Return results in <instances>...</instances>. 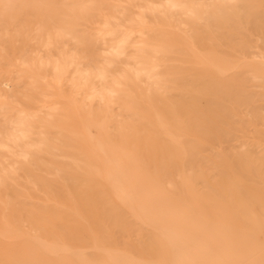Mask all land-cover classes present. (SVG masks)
Segmentation results:
<instances>
[{
    "label": "bare ground",
    "instance_id": "6f19581e",
    "mask_svg": "<svg viewBox=\"0 0 264 264\" xmlns=\"http://www.w3.org/2000/svg\"><path fill=\"white\" fill-rule=\"evenodd\" d=\"M59 1L63 5L70 4L69 12L66 13L70 15L68 19L62 18V13L56 6L57 1L44 9L42 0H34L35 10L43 11L44 21H50L51 29L43 38L44 45L50 44L53 36L75 39V42L83 44V40L74 34L72 26L77 22V12L88 16L87 1ZM167 1L169 9H194V4L188 3L192 0ZM9 3L10 0H0V25L6 27L0 33V50L6 55L9 44L15 41L25 44L28 42L27 37L20 36L28 30L26 24L5 20L7 17L11 18L8 14ZM235 5L238 10H244L248 8L249 2L236 0ZM140 22L147 38L144 50L152 51L157 56L161 54L163 59L170 57L172 52L181 50L182 42L195 35L188 33L182 36L157 23L147 25L142 19ZM9 25H13L14 37L9 36ZM102 31L106 34L112 30L103 28ZM132 33L134 34L133 31ZM126 39L127 36L121 37L118 47ZM122 52L123 50L116 49L114 55L119 56ZM6 57L10 59L16 72L31 79L36 93L41 94L45 101L48 95L52 97L48 100V108L60 106L63 111L58 122L51 123L46 106L42 108L43 105H40L41 108L34 109L37 106L32 98L23 95L27 97V101L26 107L19 109L22 113L21 122L24 124L23 128L18 129L19 137L25 138L28 132L47 137H38V143L31 142L35 146L27 150L14 149L18 162H15L16 166H0V217L8 225L28 221L31 223L30 228L38 231L36 236L42 234L44 241L41 237L39 239L43 242L37 237L38 240L23 234L13 236L2 232L0 264H264V157L227 158L225 155L219 161L220 173L211 177L202 172L205 188L196 186L195 172L187 170L193 155L187 153L183 146L191 141L198 147L203 139L215 135L216 120L211 114H206L200 105L201 93H198L195 84L179 82L177 69L161 71L160 79L154 80L149 73L133 67L129 79L124 81L110 77L104 69L97 72L93 70L94 73L83 70L78 74L74 72L76 75H73L72 89H68L60 81L65 62L57 63L55 60V63H49L48 70L51 73L47 74L42 69L45 62L41 59H38L40 63H36V58ZM194 61L201 64L206 73L214 75L219 84L232 88L241 83L239 75L245 68L264 73V60L252 64L242 62L220 66L212 56L198 53ZM36 64H40L41 68ZM91 77L97 79V85L92 87L89 86ZM140 79L145 83L143 87L136 88V81ZM110 82H117L119 85L112 87ZM180 86L189 91L190 101H179L184 92H171L173 88L179 89ZM207 91L213 90L207 88L201 92ZM186 103L188 104L185 105ZM0 105L5 107L9 102L1 99ZM113 106H117V112H112ZM67 117L74 122L71 121L72 124L68 125L64 121ZM54 126L59 127L57 133L72 140V151L63 150L62 155L65 156L56 160L44 159L40 152L49 151L53 147V141L60 142L59 138L52 141L50 136ZM112 126L117 130L116 135L106 130ZM188 127L192 130L190 135L179 134L178 130H186ZM199 128L203 129L199 131ZM160 138L167 140L169 144L164 147ZM164 149L173 153V163H168L166 157L164 164L161 163ZM38 159H41L40 166L43 169L54 167L50 182L44 179L46 175L42 177L36 172ZM172 165L177 166L179 171L173 175L171 187H166L163 184L164 168L169 169ZM24 171L29 177L36 176L45 191H53L55 199L70 205L77 215L67 218L54 205H42L38 211L25 206L20 199L21 193L13 195L10 192L13 182ZM74 172L81 173V179L75 178ZM68 193L72 194L71 199L66 198ZM29 201L25 202L30 203ZM160 201L162 207H158ZM246 209H251L254 213L247 216L244 214ZM56 223H62L64 227L61 239L50 231L51 224ZM137 227L139 232L134 237L132 231ZM25 230L27 233L28 230ZM77 231L91 239L90 248L81 249L69 245L77 238ZM130 255L135 258L130 259Z\"/></svg>",
    "mask_w": 264,
    "mask_h": 264
},
{
    "label": "rangeland",
    "instance_id": "374dc122",
    "mask_svg": "<svg viewBox=\"0 0 264 264\" xmlns=\"http://www.w3.org/2000/svg\"><path fill=\"white\" fill-rule=\"evenodd\" d=\"M55 1H57L56 6L58 11L62 13V18L68 19L70 15L66 13L69 12L70 4L63 5L59 0H42V7L46 9ZM66 1L77 2L78 0ZM85 1H87L88 16L85 13L77 12V14H75L77 22L72 26L74 34L83 40V44L75 42V39L53 36V40L50 44L46 43L44 45L43 38L46 37L51 26L49 20L44 21L43 11L40 9L35 10L34 0H10L8 14L11 18L7 17L5 20L7 22L26 24L28 30L22 32L20 36L27 37L28 42L25 44L20 43V41H15L9 44L7 49L9 55H6L5 52L0 50V69L2 70L0 72V100L6 99L9 102L8 106L3 107L0 105V108H2L0 109V142L2 143H0V166H4L5 168L16 166L18 162L15 157L16 151H13L14 149L27 150L35 146L31 145V142L38 143V137H47L44 134L34 132H28L27 136L24 135L25 138L23 136L19 137L18 129L24 127V124L21 122L22 113L19 112V109L26 107L27 97H31L32 102L37 106L34 107V109L41 108L42 106L40 105H43L42 108L46 106L45 109L50 112L48 119L51 123L58 122L61 117V112L63 111V108L60 106L48 108L47 105L50 102L48 100L52 97H50V95L47 96L48 98L45 97L47 99L46 102L41 94L36 93L31 79L24 74L16 72L12 67L10 59L6 56H11L15 59H20L22 56L31 59L36 58V63H40L38 59H41L45 62L42 69H45L47 74L51 73L48 70L49 63H55L56 61L57 63L65 62V69L61 74L60 81L64 87L68 89H72V81L74 80L73 75L78 74L79 71L84 72L83 70H89L90 72L95 70L94 72H97L99 69H104L110 77L116 78L117 81H124L129 79L133 67L149 73L154 80L160 79L159 73L161 71L171 68L177 69L179 82L182 84H195L198 93H201L199 99L200 105H202L206 114H211V117L216 120L217 133L215 135L203 139L200 145L197 144L198 147L191 141H187L183 146L185 151L187 150V153L193 155L191 163L187 165V170L189 171L190 169V172H195L196 186L200 189L205 188L201 173L204 172L208 176L216 177L221 171L219 168V161L225 157V155L227 158L264 157V126H262L264 125V79H262L264 73H260L255 69L245 68L239 75L242 80L241 83L232 88L228 85L219 84L215 80L214 75L206 73V71L202 69L201 64L194 61L198 53L212 56L220 66H232L242 62L252 64L264 60V56L261 55L264 54V0H248L249 6L244 10H238V7L235 5L236 0H208V2L207 0L188 1L191 5L194 4L193 10L187 7L179 10L173 8L169 9L167 0ZM126 6L129 9H127ZM239 11H241L240 14ZM20 16L21 19L19 18ZM138 18L144 20L147 25H154V23H157L166 29L169 28V31L178 32V34L182 36L188 33L195 35H193L192 39L182 42L181 50L174 51L170 54V57L163 59V57L160 56L161 54L157 56V54L152 51L144 50L147 46V38L144 32V26L140 24L141 22ZM33 22H35V24ZM104 23L108 26L106 27L103 25ZM38 27H40V30H38ZM46 27H49V29ZM222 27H224L226 31ZM5 28L6 27L3 25H0V33L4 32ZM103 28L112 31L105 34L102 31ZM7 29L9 31V36L14 37L13 25H9ZM122 35L125 37L127 36V39L120 43L121 48L118 47V42L121 37H124ZM59 42L61 43L58 44ZM18 44L20 45L16 46ZM64 45L66 46L64 47ZM69 47L72 48L69 49ZM73 48L74 50H72ZM116 49H121L123 52L119 54V56L114 55ZM71 51L74 52L72 53ZM46 58H48V60ZM124 58L126 59L122 60ZM156 59L160 60L154 65ZM75 65L78 66L75 67ZM37 66L40 67V64ZM6 71L7 73H5ZM72 71L76 74H73ZM68 80L70 82H68ZM144 83L142 79L137 80L136 88L143 87ZM109 84L112 85V87H118L119 85L117 82H115V84L110 82ZM95 85H97V79L91 77L89 86L92 87ZM207 88H211L213 91L201 92ZM171 92H184V96L182 94V96L179 97V101H190L191 94L189 95V91L182 89L181 86L179 89L173 88ZM23 95H27V97L25 98ZM94 102H96V100ZM187 104L188 103L185 105ZM112 112H117V106H113ZM194 119H196V116ZM64 121L67 122L68 125L72 124L71 121L74 122V120L69 117L65 118ZM58 128L59 127L54 126V130L50 133V136L52 141L59 138L60 142L53 141V147H50L49 151L40 152V156L44 159L56 160L65 156L62 155L63 150L72 151V140L68 138V136L57 133L56 130H58ZM201 129L203 128H199V131ZM106 130L112 135L117 134V130L113 126ZM178 132L180 135L185 136L190 135L192 130L191 127H188L186 130L181 129L178 130ZM9 133L10 136L8 135ZM160 140L164 147L169 144L168 141L163 138H160ZM243 145L244 147H242ZM242 149L243 151H241ZM162 152L161 163L165 157L168 163H173V153L167 149L162 150ZM71 154L72 152L70 155ZM72 155H75L74 151ZM142 161L144 162L143 159ZM41 162V159H38L37 163L39 166H37L36 172L38 171L37 173L42 177L46 175L44 179L50 182L54 167L50 166L48 169H43L40 166ZM162 164H164V162ZM178 171V167L173 165L170 166L169 169H166V167L164 168L165 175L163 184L166 187H171L173 175H176ZM73 175L78 179L82 177L79 172H74ZM19 177L13 182V188L10 192L13 195L16 193L19 195V193H21L20 199L24 201V203H22L25 206H31L33 210L38 211L42 205H54L55 208L65 214L67 218L77 215L70 205L56 200L53 191H45L36 176L29 177L24 171ZM226 177L229 179L228 175H226ZM23 184H25V186ZM88 187L90 188V186ZM66 198L71 199L72 194H66ZM25 201H29L31 204ZM158 204L160 205L158 207H162L161 201ZM252 213L254 212L251 209H246L244 211V214L247 216H250ZM4 224L5 226L8 225L3 218L0 217V226H2L0 227V235L2 232H7V234L9 233L13 236L23 234L24 236L26 235V237H34L35 239H39V237L42 239L44 238L42 234L36 236L39 234L38 231H33V229L30 228L31 225H29L31 223L28 221H25V223L18 222L16 225H8L6 227ZM63 228L62 223L51 224L50 231L56 238L61 239L63 237ZM25 229L28 230L27 233L24 232L26 231ZM134 230L132 234L135 237V234L139 232V228H134ZM190 238L194 239L191 235ZM71 242L73 243H68L70 246L74 247L75 245V248L79 247L81 249H85V247L90 248L91 245V239L79 233L77 238ZM126 255L128 256L129 254ZM129 257L130 259L135 258L134 256L131 258V255Z\"/></svg>",
    "mask_w": 264,
    "mask_h": 264
}]
</instances>
